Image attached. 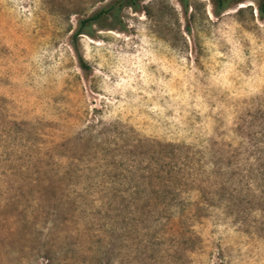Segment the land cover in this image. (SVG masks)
Segmentation results:
<instances>
[{
	"label": "rangeland",
	"instance_id": "374dc122",
	"mask_svg": "<svg viewBox=\"0 0 264 264\" xmlns=\"http://www.w3.org/2000/svg\"><path fill=\"white\" fill-rule=\"evenodd\" d=\"M258 2L0 0V264H264Z\"/></svg>",
	"mask_w": 264,
	"mask_h": 264
},
{
	"label": "trees",
	"instance_id": "16d2710c",
	"mask_svg": "<svg viewBox=\"0 0 264 264\" xmlns=\"http://www.w3.org/2000/svg\"><path fill=\"white\" fill-rule=\"evenodd\" d=\"M229 1L230 0H213V2L215 3V5L217 7L218 12H222L223 10H225ZM117 2H119L120 5H122L123 2L129 3L130 5L134 4V0H117ZM108 10H110V9L109 8L101 9L96 14L81 19L79 21V26H78L77 30L73 33V36H72L73 37L72 38L73 43H74V39H76L78 37V35H80L81 33H87V34L90 33L89 28L92 26L93 21H95L99 17H101L102 14L108 12ZM257 10H258L260 16H264V0H259V2L257 4ZM79 61H80L81 69H83L86 72L87 69H89L88 65L86 64V62L82 58H79Z\"/></svg>",
	"mask_w": 264,
	"mask_h": 264
}]
</instances>
